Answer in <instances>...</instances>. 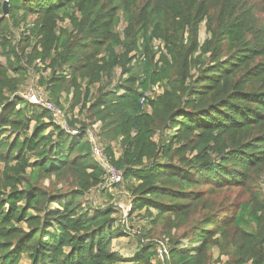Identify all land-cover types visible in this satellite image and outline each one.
Returning a JSON list of instances; mask_svg holds the SVG:
<instances>
[{
	"label": "trees",
	"instance_id": "trees-1",
	"mask_svg": "<svg viewBox=\"0 0 264 264\" xmlns=\"http://www.w3.org/2000/svg\"><path fill=\"white\" fill-rule=\"evenodd\" d=\"M6 1L0 264H264V23L254 7ZM29 81L68 131L23 100ZM96 124L101 154L149 228L129 259L111 247L128 235L117 209L91 196H109L87 136Z\"/></svg>",
	"mask_w": 264,
	"mask_h": 264
},
{
	"label": "rangeland",
	"instance_id": "rangeland-1",
	"mask_svg": "<svg viewBox=\"0 0 264 264\" xmlns=\"http://www.w3.org/2000/svg\"><path fill=\"white\" fill-rule=\"evenodd\" d=\"M247 5H252L254 7L253 11H252V15L255 21H260L261 23H264V2H262L261 0H243ZM262 23V24H263ZM262 26V25H261ZM123 28V25L121 24L118 27V31H121ZM206 38V34H205V29H204V25L201 24L200 28H199V35H198V39L199 42H203L204 39ZM0 61L3 62V58L0 57ZM48 73H44L43 76H46ZM36 79V78H35ZM36 81V80H34ZM30 82V81H29ZM26 83V85L23 87V92L27 91L29 88L34 89L35 91H37L38 93H42L44 95V92L42 91V89H40L37 84L35 82L33 83ZM152 93H157L158 89L154 88L152 90ZM46 96V95H44ZM47 98V97H46ZM63 106L66 108L67 105L63 104ZM61 111V110H60ZM77 109L74 111V115L76 116ZM62 116L64 115V112L61 111ZM64 118V116H63ZM64 120V119H63ZM68 131V128H65ZM89 133L91 134V139L96 143L98 149H100L101 151V146L98 144V137L97 135L99 134V124L94 125L91 129H89ZM102 188V187H101ZM104 190V189H103ZM106 192L109 194V196L106 195H100V194H96L94 191L91 193V196L95 195V204L97 206H114L117 209V213L114 216V218L116 219V226L117 225H121L122 222V218L124 217L125 221H126V230L128 229H136V231H142V229L144 227L148 228L147 226V221L142 220L141 219V214H137L135 212H131L132 211V199L130 198L129 194H127L125 186L124 185H119V186H115V187H111V189L109 191L106 190ZM131 207V210H130ZM130 212V217H127V215L129 216ZM122 226V225H121ZM140 229V230H139ZM149 229V228H148ZM128 231V230H127ZM160 231V227L156 226L155 228V233L157 234ZM145 232H143L142 234H144ZM141 235V233H140ZM153 239H157V236L154 237ZM149 243V239H143L142 242L139 241L138 235L137 236H130L127 235L124 238H121L119 240H116L114 242L111 243V247L114 251L117 252H122L123 257L125 258H131L133 256L134 253H136L138 251L139 245H145ZM224 261V259L222 260ZM123 264H134V263H123Z\"/></svg>",
	"mask_w": 264,
	"mask_h": 264
},
{
	"label": "built area",
	"instance_id": "built-area-1",
	"mask_svg": "<svg viewBox=\"0 0 264 264\" xmlns=\"http://www.w3.org/2000/svg\"><path fill=\"white\" fill-rule=\"evenodd\" d=\"M21 97L23 98L24 101H26L32 105L39 106V107L45 109L46 111H48L50 113V117H51L53 123L62 126L63 129L67 128V126L63 120V116H62L60 109L55 107L51 102H49L47 100L46 96H44L42 93L40 94L37 91H35L34 89L29 88L27 91H25V93H23L21 95ZM71 133L76 134L77 132L74 131ZM90 135L91 134L88 132L87 136H88L89 142L92 144L93 157H94L95 161L97 163H99V165L102 167V169L105 172L104 184L102 186V189L109 191L111 189V187H115L121 183V175L117 171H115L114 168L111 167L107 163L106 159L101 154L102 152L100 151V149H98L96 143L91 139ZM130 210H131V207H130ZM127 214H130V212ZM124 217L122 218L121 225L124 228L126 234H128L130 236H137L138 234H140V232L136 231V229L130 230L127 228L128 231L126 230V221H125ZM127 217H128V215H127ZM167 253H168V249H167L166 242L165 241H157V244H156V255H157V257H156V259L159 261H162L164 259V257L167 255Z\"/></svg>",
	"mask_w": 264,
	"mask_h": 264
},
{
	"label": "water",
	"instance_id": "water-1",
	"mask_svg": "<svg viewBox=\"0 0 264 264\" xmlns=\"http://www.w3.org/2000/svg\"><path fill=\"white\" fill-rule=\"evenodd\" d=\"M2 11L4 15H7V1L4 0L3 6H2Z\"/></svg>",
	"mask_w": 264,
	"mask_h": 264
},
{
	"label": "crops",
	"instance_id": "crops-1",
	"mask_svg": "<svg viewBox=\"0 0 264 264\" xmlns=\"http://www.w3.org/2000/svg\"><path fill=\"white\" fill-rule=\"evenodd\" d=\"M119 253H121V255H122V252H119Z\"/></svg>",
	"mask_w": 264,
	"mask_h": 264
}]
</instances>
